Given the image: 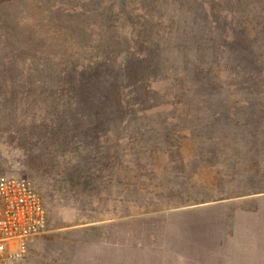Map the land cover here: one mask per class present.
<instances>
[{
    "label": "rangeland",
    "instance_id": "374dc122",
    "mask_svg": "<svg viewBox=\"0 0 264 264\" xmlns=\"http://www.w3.org/2000/svg\"><path fill=\"white\" fill-rule=\"evenodd\" d=\"M201 1L202 10L214 24L219 22L221 10L222 16L227 14L236 26L241 20L238 9L231 5L228 9L223 0ZM106 4L101 0L95 7L110 12ZM80 5L75 1L78 11ZM47 6V0H0V177L28 178L48 210L54 233L30 246L36 264H45L50 253L67 246L64 238L74 235L78 225L205 202L229 201L231 212L241 205L238 199L264 195V87L253 75L244 80L247 87H238L227 68L228 55L220 46L219 62L211 58L206 62L217 72L210 77L218 78L221 88L214 86L204 95L196 85L197 89L188 87L184 93L182 78H176L174 69L191 54L185 48L193 36L185 12L178 31L171 25L175 13L170 6L165 17L170 21L167 30L158 27L155 20L148 23L153 27L151 31L166 42L175 32L179 36L176 41L170 40L171 48L162 54L164 59L170 57L172 67L165 65L164 70L159 63L162 69L147 80L156 101L144 108L129 105L128 110L116 112L101 128L85 115L67 121L63 118L62 107L70 96L68 82L63 83L58 76L64 70L55 74L50 63L58 68L78 57L82 59L80 64L93 63L101 71L115 64L125 73H146L148 49L138 45L131 56H125L122 52L130 45L131 29L124 32L123 23L116 28L108 15L101 21L91 17L62 24L51 16ZM114 6L111 9L115 10ZM249 7L248 13L261 12L264 0L255 8ZM240 13L248 14L244 9ZM91 22L98 26L88 35L87 25ZM244 26L248 39L241 41L244 52H237L238 69L258 74V58L250 56V47L258 49L260 41L249 14ZM105 33L109 38L101 39ZM228 36L233 40L236 30H229ZM100 39L104 41L98 44ZM209 39L219 44L215 34ZM71 41L73 46H69ZM89 44L93 46L91 56L82 50ZM94 49L101 51L98 60L93 59L97 54ZM53 51L54 58L50 55ZM73 52L80 55L71 57ZM156 66L154 62L152 69ZM118 68L116 76L122 73ZM115 80L122 83L125 78ZM131 88L124 92L130 103ZM55 94L57 100L51 103L49 98ZM134 100L139 102L138 97ZM191 105L193 109L187 110ZM218 113L221 119H214ZM204 131L205 135L201 134ZM69 132L76 137H67ZM116 227L124 228L122 224ZM89 233V239L97 238Z\"/></svg>",
    "mask_w": 264,
    "mask_h": 264
},
{
    "label": "trees",
    "instance_id": "16d2710c",
    "mask_svg": "<svg viewBox=\"0 0 264 264\" xmlns=\"http://www.w3.org/2000/svg\"><path fill=\"white\" fill-rule=\"evenodd\" d=\"M75 1L81 3L80 11H78L77 7L74 6ZM100 1L101 0H47V8L51 16L54 17L57 22H61L62 24H67L73 20H88L91 17L92 19L97 17L99 21H101L104 15H108L109 21H113L116 28L120 23H123L121 25V29L124 32H128L130 28L131 30L129 32V36L132 35L133 37L130 40V45L126 47L127 50L122 53L125 56H131L132 53L135 52V48L138 45L148 49L146 50V53L148 54L147 62L145 61V63H147V72L141 73L138 70L135 74H131L128 71L125 73L123 69L117 67L122 73H119V76H116L118 74H114L117 69L115 64H113L112 67L109 66L108 69L105 68L101 71V69L96 67L97 65L95 66L93 63L85 64L86 67L79 69L85 65L80 64L82 59H79L78 57L74 60L68 59L67 62H64L65 65L62 64V66L58 68L50 63V68L53 73L57 74V72H60V69L64 70V72L62 73L61 71L60 73L62 74L59 73L58 76L63 83H65L64 81L68 82L67 87L69 89L70 96L67 98V102L65 104L66 106L64 105L66 109L64 110V106L62 107V114L65 115L63 118L66 121L69 119L74 120L75 115H80V117L85 115V117L95 120L97 122V127L101 126V128H104L102 125L105 124L106 121H111V117H113L116 112H122L124 108L128 110L129 105L133 108H144L146 105H152V100L156 101L155 93L151 91V84L147 83V80L150 78L151 74L154 73V71L162 69V67L159 66V63L163 65L164 70L166 69L165 65H168V69L170 66L172 67V64L170 63L173 62H171V59H168L170 57L167 56V59H164L162 54L166 53L168 48H171L169 47L170 44H168L170 43V40L173 38L172 41H176L179 36L177 35V32H175L174 35L172 34L171 38H169L170 40L166 42L167 40L163 39L161 36H156V34L151 31L153 27L148 25V23L155 20L158 27L163 30H167L165 26L170 22L169 19L168 21L165 19L168 6L172 7L175 13V22L171 23L172 27L176 30L178 29L177 25H179V22L182 21L181 15L185 12L188 16L186 22L189 23V27L192 29L193 36L187 42L189 44L185 45V48L188 52H191V54L189 57H183L184 61L181 66H176L174 69L176 78H182L181 85L183 86L182 91L184 93L187 91L185 88L189 87L192 89L193 86L196 88V85H199V89L203 94L214 86L221 88L218 84L219 82L217 81L218 78L210 77V75L217 74V72H214L206 62L209 58H211L212 61L219 62V51L221 47L224 52L226 51L225 54L228 55L227 61L229 66L227 68L229 73L235 77L236 81L234 83H236L238 87H247L248 84L245 83L244 80L251 78L252 75L254 79L259 80L258 85H260V87H264V80L261 81V79H264V74H262L264 73V52L262 51L264 48V8H262L261 12L254 10L255 13H248L249 5H252L253 8H255L263 3V0H223L225 1L223 4L226 5L228 9L230 8L229 5L238 9L241 20L237 26L232 23L227 14L222 16V10L219 11V22L217 21V23L214 24L212 18L205 14L202 10L203 5L201 4V0H110L108 2L107 0H102V3L106 1V6L110 5V8L108 9L110 12L104 11L103 9L99 10L95 7V5H97ZM87 3L89 7H86ZM113 4H115V10L111 9ZM68 5L73 6L70 8ZM241 9H244L250 15L251 23L254 25V29L257 32V40L260 41L258 49L250 47V56L254 55L258 58L257 62L260 66V72L258 74L249 72L250 70L239 71L238 69L237 52L238 50L244 52L243 48L245 45L244 42L241 41L248 39V37L245 36L247 33V27L244 26V19L248 16V14L246 16L241 14ZM228 14H230L229 11ZM97 26L98 23L96 22L89 23V25H87V28L89 29L87 31L88 35L91 34L93 32V28ZM220 27H223L222 32L219 31ZM233 28L236 30L237 37L234 36V39L231 40L228 36V31ZM149 33L150 35L146 36ZM210 34H215L216 37H218L219 44L211 43L209 39ZM240 36L243 38H239ZM104 38H109V35L105 33L101 39ZM93 39L94 38L90 41L92 45L95 43ZM101 39L97 41L98 44L100 41H104ZM71 43L74 42H69V46H73ZM208 43L209 46H207ZM92 48L93 46L89 44L88 48L85 47L82 49L83 53L90 55ZM55 51L50 53L53 58ZM93 52L97 53L95 56L93 54V59L95 58V60H98L101 56L98 53H101V51L94 49ZM149 53L151 59L149 57ZM41 55L45 56L43 54ZM79 55V52H73L71 57ZM42 58L44 59V57ZM86 59L90 61V58ZM78 60L79 63H77ZM154 62L158 63V66H156L155 69H152ZM108 63L110 64V60ZM148 64H150V66H148ZM255 64L258 65L256 62ZM38 67L41 71V67H43V65ZM123 76L125 80H123L122 83L119 81L117 83L115 78H122ZM231 85L232 84H230L227 88ZM131 86L132 88L130 91L132 92L131 99L133 102L130 103V101L126 100L125 94L127 93L126 89ZM60 88H64V86L61 85ZM125 90L126 93L124 94ZM51 97L52 98H49L52 100L51 103L53 100H57L56 94L54 98L52 95ZM135 97H138L139 102L134 100ZM186 104H188V102ZM53 107H55V105H53ZM192 107H194V105L186 108L189 110L193 109ZM220 116L221 114L218 113L215 114L213 118L219 120L221 119ZM205 133L206 132L204 131L201 134L205 135ZM70 134L72 133H67V137ZM72 135L73 137H76L75 134Z\"/></svg>",
    "mask_w": 264,
    "mask_h": 264
},
{
    "label": "crops",
    "instance_id": "0c3cea01",
    "mask_svg": "<svg viewBox=\"0 0 264 264\" xmlns=\"http://www.w3.org/2000/svg\"><path fill=\"white\" fill-rule=\"evenodd\" d=\"M238 200L231 212L229 201L205 202L78 225L45 264H264V195ZM90 231L97 238L89 239ZM52 233L49 222V232L30 241L19 264H36L30 246Z\"/></svg>",
    "mask_w": 264,
    "mask_h": 264
},
{
    "label": "built area",
    "instance_id": "2783aa9c",
    "mask_svg": "<svg viewBox=\"0 0 264 264\" xmlns=\"http://www.w3.org/2000/svg\"><path fill=\"white\" fill-rule=\"evenodd\" d=\"M49 232L42 197L26 177H0V264H19L32 239Z\"/></svg>",
    "mask_w": 264,
    "mask_h": 264
}]
</instances>
